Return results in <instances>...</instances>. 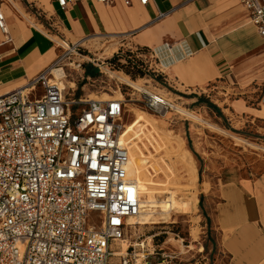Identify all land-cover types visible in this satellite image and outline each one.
I'll return each mask as SVG.
<instances>
[{"label":"built area","instance_id":"2783aa9c","mask_svg":"<svg viewBox=\"0 0 264 264\" xmlns=\"http://www.w3.org/2000/svg\"><path fill=\"white\" fill-rule=\"evenodd\" d=\"M55 1L66 10L118 0ZM240 2L264 40V0ZM2 4L0 30L8 34ZM85 43L58 39L61 52L52 64L26 85L0 90V264H109L113 245L133 225L129 218L141 211L142 193L128 174L130 148L121 139L125 99L77 97L54 73L63 69L64 80L68 68H81ZM129 50L147 64L146 52ZM134 91V101L155 115L175 111L158 92ZM121 264H133L128 252Z\"/></svg>","mask_w":264,"mask_h":264},{"label":"crops","instance_id":"0c3cea01","mask_svg":"<svg viewBox=\"0 0 264 264\" xmlns=\"http://www.w3.org/2000/svg\"><path fill=\"white\" fill-rule=\"evenodd\" d=\"M2 10L8 25V34L0 30L2 92L26 85L52 64L61 52L58 39H117L119 49H141L150 68L168 71L191 91L213 83L227 88L242 73L234 71L237 61L251 60L255 48L264 46L240 0H150L146 5L138 0L132 5L85 1L66 10L55 0H3ZM160 13L166 15L158 19ZM51 25L52 34L46 30ZM82 71L92 76L98 70L84 65ZM240 75V84H248L247 74ZM229 106L238 122L249 119L256 126L264 121V94L258 108L241 97ZM225 172L216 178L213 191L220 250L228 257L226 264H264V155L246 163L233 161Z\"/></svg>","mask_w":264,"mask_h":264},{"label":"rangeland","instance_id":"374dc122","mask_svg":"<svg viewBox=\"0 0 264 264\" xmlns=\"http://www.w3.org/2000/svg\"><path fill=\"white\" fill-rule=\"evenodd\" d=\"M32 24L44 29L37 22ZM84 45L85 57H80L83 66L68 68L63 86L81 98H124L126 132L122 139L130 144L132 176L139 182L147 177L158 190L157 200L174 196L181 204L180 209L171 208L166 218L156 212L151 221L159 223L133 224L125 237L128 248L124 254H130L133 264H226L228 257L220 250L212 218L213 191L216 178L225 174L233 161L246 163L264 155V121L256 126L249 119L238 122L237 113L229 108L240 97L259 107L264 94V46L255 48L251 60L237 61L234 71L242 73L234 76L238 80L228 83L227 88L213 83L192 86L191 91L168 71H154L144 63V73L132 69L124 57L129 48L119 49L117 39H93ZM84 65H93L98 70L94 71L96 76L82 71ZM243 73L248 84L239 82ZM120 75L139 81L142 89L164 95L174 103L175 111L163 117L147 110L134 101L139 93L120 81ZM205 98L207 107L203 105ZM121 244L116 242L113 252L120 251ZM122 255H111L109 264H121Z\"/></svg>","mask_w":264,"mask_h":264},{"label":"bare ground","instance_id":"6f19581e","mask_svg":"<svg viewBox=\"0 0 264 264\" xmlns=\"http://www.w3.org/2000/svg\"><path fill=\"white\" fill-rule=\"evenodd\" d=\"M54 73H55L56 77L59 79L58 81H59L60 86L64 88L62 80H61V77L64 76V70L58 69V70H55ZM119 79L123 83H125V84H127L133 88L142 89V86L140 85L139 81L131 80L128 76L120 75ZM110 98L111 97L102 98V99H110ZM91 99H94V98L92 97ZM176 108L178 110L182 111V109L179 108L178 106H176ZM187 114L190 115L191 117L195 118V119L197 118V116H195L193 113L187 112ZM125 132H126V129L124 130V134L122 133V135L125 136ZM121 139H122V137H121ZM123 140L125 141L124 137H123L122 141ZM128 145L130 148V144H128ZM131 168H132V156H131V150H130V158H129V163H128V174H129V177H131L132 179H134L137 182L139 189L142 193L141 211L137 216H132L129 218L130 223H132V224L159 223L158 221H155V220L151 221L152 216H154V214L156 212L159 211L160 215L163 214V215H165L164 217L166 218V216L169 213L171 208H179L180 209L181 204L176 200V198L174 196H172L168 200H161V201L157 200V198H156L157 197V191H158L157 188L155 186H153L152 184H150L147 177L143 176L142 181L139 182L136 178H134V176H132ZM168 192L169 191H167V193ZM184 204L186 205V207L190 206L189 203H184ZM184 211H186V210L184 209ZM121 242H122L121 250L120 251H114V253H113L114 256L122 255L127 250L128 245L125 243L126 240L125 239L121 240Z\"/></svg>","mask_w":264,"mask_h":264},{"label":"trees","instance_id":"16d2710c","mask_svg":"<svg viewBox=\"0 0 264 264\" xmlns=\"http://www.w3.org/2000/svg\"><path fill=\"white\" fill-rule=\"evenodd\" d=\"M127 51L129 52V55H126L124 57H125V59H126V61L128 63V66H130L132 69H136L137 71H141V73H144L143 71H145V68H143L142 60H140L139 58H137L136 55H135V53H133L129 49ZM124 57L122 56V58H124ZM114 58L117 59L118 56L117 57H114ZM119 60H121V58H119ZM96 74L95 73H92L91 75L92 76H96ZM87 75H90V71H87ZM213 106L216 108L215 105H213Z\"/></svg>","mask_w":264,"mask_h":264}]
</instances>
